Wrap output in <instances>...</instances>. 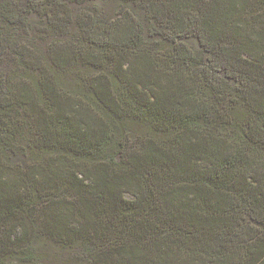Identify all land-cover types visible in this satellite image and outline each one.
<instances>
[{"label":"trees","instance_id":"obj_1","mask_svg":"<svg viewBox=\"0 0 264 264\" xmlns=\"http://www.w3.org/2000/svg\"><path fill=\"white\" fill-rule=\"evenodd\" d=\"M25 2L32 23L0 0L21 72L0 78V264L48 239L49 264H264V0ZM42 25L44 52L15 33Z\"/></svg>","mask_w":264,"mask_h":264},{"label":"rangeland","instance_id":"obj_2","mask_svg":"<svg viewBox=\"0 0 264 264\" xmlns=\"http://www.w3.org/2000/svg\"><path fill=\"white\" fill-rule=\"evenodd\" d=\"M14 1H16V4L18 5V6H16L15 10H18V9H21V8L25 9V7H26L25 6V4H26L25 0H14ZM26 9H28V8H26ZM26 9H25L26 13H23L24 19H26L28 21H30V19H31V23L33 21H36L38 19V16H36L37 14L34 13L33 11L30 12V13H27ZM12 13H13V11H12ZM0 22L4 26L8 25V21L7 20L0 19ZM12 26H14V25H12ZM44 27H45L44 25L40 26V31H37L36 28L34 26H32V27H30L31 31H28V32H25V33H24V30L16 29L15 33L19 32L18 35H20L24 39H26V38L28 39V37H30L31 41L34 42V45L36 46L34 49L38 48L40 51L44 52V48H42V45H44L45 43L40 38L41 36L42 37L46 36V30L41 31ZM15 57H17V56H15ZM6 59L7 58H5V57H4L3 60L0 59V72H1L0 73V78L10 77L14 73H15L14 74L15 79L19 78L20 74H18V73H21V72L17 69L18 66H19L17 64V61L16 60L15 61H9V60H6ZM47 65H48V68H49V58L47 59ZM37 70L38 69L33 68V71L29 72V73H31L32 75H36L37 76V75H39V72ZM23 133H28V132H27V130H25V132H23ZM31 136H33V135H31ZM23 140H26V139H23ZM30 152L31 151H24V154L30 155ZM48 154H49V151L44 150L42 148L33 149V158L34 159H37L36 157H38V158L44 157V156H46ZM16 158L18 159V161H21L22 158H23V155H21V157L17 156ZM47 213H48V208L45 207V208H43L42 211L39 210L38 214L35 215V218L36 219L43 218V217H45L47 215ZM40 234L41 233L39 232V235ZM14 258L19 263H21L22 261L29 262L31 260L32 263L40 262L41 264H49V239L46 240V242H42V243H40V242L36 243V242H32L31 241L30 248L27 251L21 253L20 257L18 256L17 258L16 257H14Z\"/></svg>","mask_w":264,"mask_h":264}]
</instances>
